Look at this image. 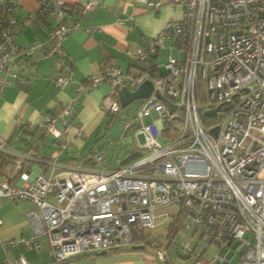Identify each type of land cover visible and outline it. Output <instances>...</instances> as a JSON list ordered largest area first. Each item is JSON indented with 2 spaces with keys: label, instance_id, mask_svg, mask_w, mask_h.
<instances>
[{
  "label": "built area",
  "instance_id": "built-area-1",
  "mask_svg": "<svg viewBox=\"0 0 264 264\" xmlns=\"http://www.w3.org/2000/svg\"><path fill=\"white\" fill-rule=\"evenodd\" d=\"M21 1L0 0V12L6 15L0 25L2 84L9 78L25 88L30 56L41 48L58 61L54 78L58 86L74 83L79 95L106 81L109 93L101 109L111 117L120 112L121 88L134 91L149 81L152 91L140 100L120 136L133 128L135 138L142 136L144 143L138 145L137 156L118 169L106 170L103 156L90 153L91 169L46 177L18 165L16 177H0V198L29 201L36 207L26 214L30 235L0 239V249L21 244L39 250L43 237L53 259L64 262L79 255L129 249L136 245L133 230H153L169 220L179 227L154 249L161 262L169 263L170 249L175 248L184 256L178 260L186 264H229L236 250L238 264H264V0H129L150 11L167 4L179 6L180 12L144 46L128 50L141 72L124 73L113 67L86 77L83 83L73 81L72 64L62 49L65 36L79 27L68 19L71 8L61 0H37V13L53 14L57 25L45 43L20 47L15 30L35 19L30 14L22 23L16 21L14 10ZM80 2L86 13L96 9L100 0ZM128 19L134 22L132 15ZM165 41L171 42L169 50L175 48L183 56H168L158 65L155 59ZM212 110L213 116H204ZM74 111V101L62 104L41 122H29L27 129L50 134L64 149ZM145 117L151 119L147 125ZM172 205L178 206L175 212L164 210ZM209 246L228 252L206 259ZM1 264L27 262L19 256Z\"/></svg>",
  "mask_w": 264,
  "mask_h": 264
},
{
  "label": "crops",
  "instance_id": "crops-1",
  "mask_svg": "<svg viewBox=\"0 0 264 264\" xmlns=\"http://www.w3.org/2000/svg\"><path fill=\"white\" fill-rule=\"evenodd\" d=\"M61 1L71 8L69 21L79 25L62 40V49L72 64L75 83H83L86 77L113 67L124 73L141 72L142 67L128 50L144 46L146 40L153 38L167 20L176 18L180 12L179 6L171 7L167 4H163L158 11H150L142 4L129 0H100L96 9L82 13L81 0ZM37 10V0H22L14 10L19 23L30 14H35L31 24L15 30V43L20 47L45 43L57 25L53 14L42 15ZM129 15L134 17L133 23L129 21ZM88 28L93 30L88 33ZM59 69L54 56H46L43 49L35 48L30 56V64L25 69L28 80L25 88L18 87L9 78L8 83L2 84L1 78L5 75L0 72V152L7 156L0 177H16L18 165L22 170L46 177L70 169L94 167L87 161L88 154L93 151L88 148L84 153L83 150L95 139L101 125L107 124L106 118L109 115L101 109V104L109 93L108 84L103 81L96 88L77 95L74 83L66 86L55 83L54 78ZM72 101L75 106L74 123L66 136V148L62 149L60 142L50 134L27 129L29 122L39 123L44 116L58 112L62 104ZM136 156L133 153L127 162ZM35 209L29 201L0 198V239L28 237L31 228L26 214ZM187 239L188 235L184 241ZM39 242V250L21 244L0 249V264L4 259L15 260L19 256H23L27 264H173L170 253L169 263L161 262L154 255V249L162 241L157 245L146 242L140 244V241L129 249L109 251L103 255H79L64 262L53 259L45 238H39Z\"/></svg>",
  "mask_w": 264,
  "mask_h": 264
},
{
  "label": "rangeland",
  "instance_id": "rangeland-1",
  "mask_svg": "<svg viewBox=\"0 0 264 264\" xmlns=\"http://www.w3.org/2000/svg\"><path fill=\"white\" fill-rule=\"evenodd\" d=\"M169 48H171V42L165 41L164 43H162L157 56L158 65H162L163 63H165L168 56H172L173 58H182V52L178 51L175 48L169 50ZM139 106L140 100H137L123 108L121 107L120 112L115 117L107 116V124L103 123L101 125L97 135L95 136V139L91 141L89 145L87 144L83 152L86 153L89 148L93 151L91 153L102 155L103 167H105L106 170H116L121 165H123V163L126 162L133 153H136L138 151V145L141 146L144 143L142 136H137V138H135V131L133 128L128 130V132L123 137H120L124 130L125 123L133 120ZM134 122L136 123V121ZM143 123L145 125L149 124V117H145L143 119ZM46 136L50 138L49 135ZM176 209H178V206L172 205L165 208L164 210L175 212ZM168 226L169 220H165L159 223L153 230L137 228L132 231V238L134 241L143 240V242L146 243H149L152 240L154 242L157 240L158 242L164 241ZM232 249H234V246L232 247ZM227 252V248L218 249L216 247L209 246L208 250L205 253V258L211 259L215 253H218L220 256H225ZM170 254L172 258L171 262L173 264H186L178 260L174 248L170 249ZM178 255L179 257L184 258V256L180 254ZM238 261L239 252L238 250H236L235 254L231 257L229 264H238Z\"/></svg>",
  "mask_w": 264,
  "mask_h": 264
},
{
  "label": "water",
  "instance_id": "water-1",
  "mask_svg": "<svg viewBox=\"0 0 264 264\" xmlns=\"http://www.w3.org/2000/svg\"><path fill=\"white\" fill-rule=\"evenodd\" d=\"M151 91H152V86L149 81H144L134 91H129L126 88H121L117 93L120 106L123 108L134 101L145 99L150 95ZM158 99L164 102L171 111L174 109V106L170 104L165 98L158 97ZM214 113L215 110L208 111L204 113V116L206 117L213 116ZM103 254L105 253L102 252L99 253L98 255H103Z\"/></svg>",
  "mask_w": 264,
  "mask_h": 264
},
{
  "label": "trees",
  "instance_id": "trees-1",
  "mask_svg": "<svg viewBox=\"0 0 264 264\" xmlns=\"http://www.w3.org/2000/svg\"><path fill=\"white\" fill-rule=\"evenodd\" d=\"M6 20V15L2 14L0 12V25H3L4 21ZM151 72L152 73H155V66H151ZM135 157H132L130 158L131 160L134 159ZM6 160H7V156L0 152V170L2 169V167L4 166V164L6 163ZM127 162V161H126ZM179 227V223L178 222H173V223H170L169 226L167 227V232H166V235H165V238L167 239H170L173 237V235L175 234V231L177 230V228ZM141 241V242H140ZM135 243H138L140 242V244L143 242V240H137V241H134ZM157 241H151L149 243H152L154 245H157ZM145 243V242H144ZM139 244V245H140ZM143 244V243H142ZM138 245V244H137ZM208 250V249H207Z\"/></svg>",
  "mask_w": 264,
  "mask_h": 264
}]
</instances>
